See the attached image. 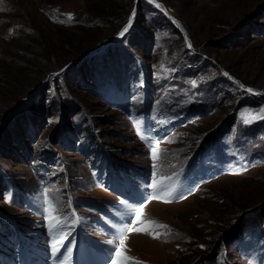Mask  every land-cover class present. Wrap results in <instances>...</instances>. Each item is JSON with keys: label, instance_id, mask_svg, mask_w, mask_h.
I'll return each instance as SVG.
<instances>
[{"label": "rangeland", "instance_id": "1", "mask_svg": "<svg viewBox=\"0 0 264 264\" xmlns=\"http://www.w3.org/2000/svg\"><path fill=\"white\" fill-rule=\"evenodd\" d=\"M261 108L264 0H0V264H23L33 247L24 264H48L46 201L62 236H75L74 211L111 240L100 204L131 203L109 190L125 179L148 197L142 218L172 234L123 232L142 235L123 255L264 264ZM153 173L192 190L152 208L167 203L147 193Z\"/></svg>", "mask_w": 264, "mask_h": 264}, {"label": "snow or ice", "instance_id": "2", "mask_svg": "<svg viewBox=\"0 0 264 264\" xmlns=\"http://www.w3.org/2000/svg\"><path fill=\"white\" fill-rule=\"evenodd\" d=\"M134 11H133V16H134ZM68 18L69 20L71 19V14H68ZM132 24V17L130 16L128 23L125 25L124 29L121 31L120 35H123L125 32L128 31L129 27ZM189 47H191V45H189ZM225 75H227V73H225ZM193 84H195V81L192 82ZM249 92H252V89H247ZM244 113H251V110H244V112L242 113V115H244ZM254 115H258L260 119H264V108H261L258 114H254ZM244 123L248 124V123H252L251 119L245 118ZM159 141H157L155 143V145L151 146V156L153 160L158 159V149H159ZM153 167L155 168L156 166L153 165ZM146 187H150L154 190V194H155V190H157L158 188L162 189L163 187H165V185L162 184H158V182L155 179V173H153V182L150 185H147ZM167 195L171 196L172 193L168 192ZM155 198H159L158 196H156ZM148 197H145V200H147ZM49 205L48 207V216L46 217V219H48L50 221V227L53 229H56L57 227L60 226V221L58 219L57 216L53 215V213H55L57 211V209L52 205L51 201H46ZM133 213L135 214V216L137 217V219L135 220H131L130 219V223L132 225H136L137 223H147L148 227H144V228H138V227H125L124 229H122L120 231V234L117 238V240H109L107 241V243L109 245L112 246L111 248V252L113 253V255L109 256V259L111 260L112 264H144V262L139 261L138 259L134 258V257H130V256H125L121 253V244L124 243L123 240V232H131V231H137V232H144V233H151L153 235H155L157 238L159 237L160 233H154L153 232V228L154 227H159V228H164L167 229L166 232L163 233V235L168 236L172 234V230L170 228H168L167 225H161L158 224V222L155 221H142L140 218L142 216V208H143V204L140 205V207H136V206H131ZM55 221V222H53ZM60 244H63V240L61 239L59 241ZM201 247H203V245H201ZM53 250L57 251L58 249H56L55 247V243L53 245ZM128 249L125 246L124 251L126 252Z\"/></svg>", "mask_w": 264, "mask_h": 264}, {"label": "bare ground", "instance_id": "3", "mask_svg": "<svg viewBox=\"0 0 264 264\" xmlns=\"http://www.w3.org/2000/svg\"><path fill=\"white\" fill-rule=\"evenodd\" d=\"M144 88V87H143ZM200 188V187H199ZM198 188V189H199ZM197 189V190H198ZM185 200V199H184ZM183 200V201H184ZM171 203H161V202H156L155 200H150L149 202H148V205L149 206H152V208H156V209H158V208H164V207H167V206H171V205H173V203L170 205ZM150 210H152L151 208H149ZM129 218H131L130 216H128ZM142 221H145L143 218H142V216H141V218H140ZM41 221V220H40ZM36 223H40L39 222V218L37 219V222ZM142 224H144V223H142ZM142 237V235H138V237L137 236H134V235H128V236H126V238L124 239V243L123 244H121V246H122V248L123 249H125V246L127 247V249H129L130 248V246L132 245V243H133V239H134V242H137V240L136 239H139V238H141ZM122 252V251H121Z\"/></svg>", "mask_w": 264, "mask_h": 264}]
</instances>
